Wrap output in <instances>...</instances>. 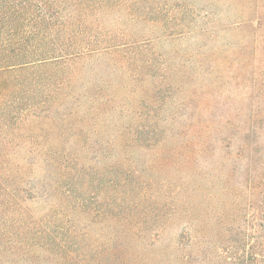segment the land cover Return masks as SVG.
Instances as JSON below:
<instances>
[{"label":"rangeland","instance_id":"374dc122","mask_svg":"<svg viewBox=\"0 0 264 264\" xmlns=\"http://www.w3.org/2000/svg\"><path fill=\"white\" fill-rule=\"evenodd\" d=\"M41 1L50 13L75 17L74 35L88 27L92 41L102 47L127 46L115 60L129 58L132 81L112 70L109 64L115 60L103 50L73 64L75 92L106 87L114 99L113 108L97 120L99 131L88 128L90 145L103 140L101 130L113 135L112 126L128 122L135 133L142 125L159 129L149 143L125 140L117 155L102 158L84 151L80 164L87 168L99 161L100 172L77 179L76 172L55 170L50 163L56 148L73 152L77 141L50 137L55 130L50 110H22L17 69L5 71L0 174L18 175L19 193L11 206L1 204L7 198L0 191V264H188L191 250L183 239L188 231L215 249L221 230L216 220L229 222L237 215L241 221L249 205H258L261 198H252L246 187L264 167L257 160L264 154V0L19 3L33 11ZM16 21L33 25L27 19ZM75 40L87 38L76 35ZM4 41L0 36V54ZM146 61L152 63L148 71L142 70ZM146 107L149 113L138 116ZM188 126L192 130L182 135ZM253 128L258 147L253 146ZM248 142L250 159L256 162L252 166L246 152L245 157L239 153ZM123 159L131 160L130 179L139 183L112 185V175L106 174L108 184H99L100 163Z\"/></svg>","mask_w":264,"mask_h":264},{"label":"trees","instance_id":"16d2710c","mask_svg":"<svg viewBox=\"0 0 264 264\" xmlns=\"http://www.w3.org/2000/svg\"><path fill=\"white\" fill-rule=\"evenodd\" d=\"M19 2L20 0L0 1V23L4 22L0 26L5 27L4 30L0 31V36L5 39L0 54V64L3 65L0 67V73L2 72L0 74V86L3 84L2 76L7 74L5 71L16 68V72L20 76L17 86L18 92L20 91L19 102L23 107L22 110H50V126L55 127L50 137L56 141L64 140V138L68 140L73 138L77 141V146L73 152H65L63 149L56 148L52 155L50 154V163L53 168L64 172L72 170L77 173V179H79L83 175L100 172L96 168L99 164L98 160H96L98 162L95 166H90L91 168H86L80 164L79 160L84 151L91 150L92 152L93 150L105 158V155L114 153L117 155L125 140L137 142L144 139L149 143L152 139L151 136H155L159 128L156 125H142L139 127L141 130L137 129L139 132L135 133L131 123L128 122L125 126H121L122 128L116 126L113 128L112 126L113 135L108 133L106 128L101 130L104 134L103 140L90 145L89 138L91 137L88 128H94V132L99 131L96 129L98 118L113 108L112 92L106 87H95L94 91L81 90L79 92H75L73 88L77 73L73 64H77L86 58H95V53L100 50L106 52L104 55L115 60L118 54L124 52L121 49L127 46L125 44H112L108 47H102L97 41H92L94 36L88 27L80 29L76 33L77 36L86 37L87 40L77 41L72 30V20L75 17L57 12L50 13V8L43 1L39 2L33 11L30 8L26 9L27 4L25 2L22 4ZM24 17L33 23L31 27H25L23 22L16 21L18 18L26 21ZM77 17L79 18V16ZM50 38L54 40H50ZM9 59L17 61L9 62ZM134 60L139 61L135 58ZM129 64V58L127 57L125 60L124 56L120 55L119 60H115L109 66L112 70H117L118 73L120 71V76L126 77L128 75L132 81L134 76L129 74ZM151 65V61L143 62L142 70L148 71ZM39 73L41 74L38 75ZM9 77L11 76H8V80ZM130 93L134 95L135 91ZM149 111L150 108L146 107L139 114H135L142 116ZM118 115L120 118L125 117V113L122 112H119ZM129 117L130 115L124 120L127 121ZM223 128H227V126L224 124ZM188 130H192V128L188 126L181 134L187 135ZM250 131L247 129L246 133ZM251 133L253 132L251 131ZM257 137L259 135L256 132L253 133V138H255V140L253 139V146L256 147L259 146V138L257 139ZM245 139L246 136H244ZM251 145V142H248V147L242 144V148H239L240 154L246 152L248 166L256 163L250 159L251 149L249 147ZM263 155L258 156L257 160L264 161ZM100 164H103L101 166L102 173H99L102 174L101 179H99L101 185L103 183L108 184L105 181L104 175L106 174L112 175V185H136L139 183V179L136 177L135 180L130 179L134 175L131 160H115L107 164L105 162ZM15 175L11 172L0 174V191L5 192L3 196L7 198L1 202L2 205H16L19 189L16 188L18 175ZM251 177L246 189L252 198L261 197L259 204L251 203L247 216L241 221H238L240 217L237 215L232 217L230 223L222 219L216 220V224H219L221 230L217 234L215 249H212L210 245H203L201 241L205 239L198 238L199 236L195 233L184 232L185 237L183 239L188 242L187 248L191 250L187 257L188 264H264V167L258 168ZM82 183L83 180H81L80 185ZM3 187L10 190L8 191ZM79 199V203H81V198ZM139 206L136 203L133 207L137 209ZM191 230L196 231L197 225L192 224ZM208 242L210 243V241ZM195 250H200L197 252L199 255L193 254Z\"/></svg>","mask_w":264,"mask_h":264}]
</instances>
